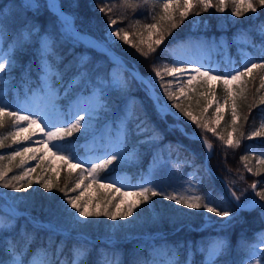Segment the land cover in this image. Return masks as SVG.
Segmentation results:
<instances>
[{
	"label": "trees",
	"instance_id": "1",
	"mask_svg": "<svg viewBox=\"0 0 264 264\" xmlns=\"http://www.w3.org/2000/svg\"><path fill=\"white\" fill-rule=\"evenodd\" d=\"M163 0H60V5L63 11L68 14H74L76 27L83 32L89 33L99 40H104L105 28L109 26V18L115 19L117 21L114 26L117 29H123L124 32L128 33L129 40L133 44H139L140 40H147L148 33L144 30V25L149 23H154L152 15H156V20H159V16L162 14V2ZM21 0H0V19L4 16V13L7 12L10 16V11L13 9L15 3H19ZM40 5H43L35 14L34 19L36 23L40 26V32L34 34L33 40L25 44L23 47H18L15 51V61L14 66L11 70L10 75L2 82V87L7 93L10 104L13 105V108L10 110H15V105L17 102L13 98V92L15 90H20L23 85L29 83L32 86L38 85L40 74L37 71V48L39 47V38L40 33L45 32L47 29L48 32H53V37L55 40V52L58 56L64 57V62L72 60L73 57H78L81 55H87L89 60L90 69H98L100 78H103L107 75L108 70L112 67L108 58L85 46L80 42H75L67 34L63 32L60 28V25L57 23V17L49 10L47 7L46 0H37ZM218 0H213V3H217ZM228 7L225 12L220 13L215 10V8L209 9L204 14V19L207 20L211 26L210 33L215 35L227 34L228 39L233 35L245 31L251 35V38L254 42L253 56L256 58V63H264V37L260 35L262 26H264V6L257 5V12L253 13L251 11L246 12L241 17H235L231 15L232 4L231 0H226ZM130 5V6H129ZM100 7H105L106 9H111L110 12H101ZM171 11V9H170ZM195 11V10H194ZM29 16H33V13L30 11ZM194 12H189L188 16L183 20H180L179 14H176V23L177 27L172 29L169 28L168 21H162L157 25V32L168 29L164 33V40L161 45L154 47L156 51L151 53L146 59L140 52L137 51L135 47H132L130 44L124 43L122 40L117 39L114 48L115 51L123 58V60L128 64L137 68L144 76H153L154 72L152 71V65L156 64L157 67H160L163 71L164 66H169L171 64V56L169 55V48L174 44L175 41L185 38L192 27ZM10 23V20H9ZM143 33V35H141ZM156 35L152 36V39L155 40ZM16 37L14 34L6 33L2 37L1 50L7 51L10 45L14 44ZM144 51H147V45H141ZM55 59V57H53ZM30 68L31 71H27ZM264 75V70L259 68L253 70L252 76H245L243 79L249 81L248 87L245 90L244 96L236 99V110H237V127L240 131L245 133V137L252 131L259 128V125L262 120H264V104L260 102V98L264 97V89H260V78ZM253 76L255 79H253ZM68 77H65L67 80ZM164 80L167 82L169 76L165 75ZM135 81L131 82V89L128 92L131 96L135 97V113L130 125L134 124L140 118L153 119L157 122V126L163 135L162 143L160 147L162 151L166 152L167 143H170L169 148L173 151V154L182 148L184 151H187L188 147L193 148L199 153V162L203 167L204 161V150L200 141L189 139L185 137L181 132L172 133L168 131L165 127L164 122L158 117L157 112L154 109L153 104L148 99V97L143 93ZM153 84L155 85L157 91L163 89L159 85V79L154 78ZM129 85V87H130ZM83 87V88H82ZM233 94L237 91V83L234 82L231 86ZM83 89L86 91V88H93L91 85L81 86L74 90L76 95L77 90ZM259 89V91H257ZM201 90H208L214 95L215 99L222 100L225 96L224 86L220 81L216 84L214 88H208L207 84H203L201 80L193 85L191 90L187 94L180 96L178 102L181 104V107L186 111L190 110L191 112H197L199 109H202L204 105L203 97L201 96ZM127 96L117 93L110 98L115 101L118 97L121 100H124ZM74 97V96H73ZM109 97V96H105ZM64 102H68V99H63ZM168 100V99H167ZM174 106V102L168 100ZM231 103L232 97H229V105L226 110L223 112V119L214 125L213 127L216 131L225 137L232 132L231 126ZM123 104V103H122ZM121 104L111 103V105L105 109V115L102 116V120L113 116V118H119L122 114ZM179 110V109H178ZM140 117V118H139ZM168 119L171 118L170 115L167 116ZM245 117L247 119L245 120ZM4 124L0 125V140H2L3 147H0V155H3L5 159L0 161V166L5 170L12 169L8 172V176L12 175H22L24 172V165H21L19 156H16L15 159L9 161L8 156L13 150H18L20 144L13 138L10 134L15 132L13 127L12 118L3 117ZM174 120V119H170ZM101 123V121H100ZM99 123V124H100ZM129 125V124H128ZM194 131L208 139L212 146L213 151L211 156L208 158V165L212 169V172L219 175L221 178L233 187L237 196L241 198V202L246 198L242 194V191L238 189L234 181L242 185L243 189L251 191L250 185L259 181L257 190L264 189V175L255 176L251 173H248L243 164L240 161L242 155H249L250 166L256 167L255 157L257 153L249 152L246 148V144L253 142L248 138L242 139L241 145L238 148H226L223 145V142L218 139L213 133H202L198 129L191 126ZM74 133L71 138L72 144L70 145L71 151L79 153V144L83 141L84 136H78ZM133 142L137 141L142 137V134H136V130L133 129ZM234 138L236 133L232 134ZM87 136H85L86 138ZM68 141H65L67 145ZM139 144L140 153L146 158H150L152 155V144H149L146 141H139L136 145ZM182 146H178V145ZM258 147L264 150V143L259 144ZM149 155V156H148ZM116 166H109V169L106 172L101 174L111 173L116 170ZM40 169H38L39 171ZM264 170V169H262ZM202 176L201 187L203 191L211 190L216 194H220V191L223 192V197L221 201H225L228 205L233 207L235 210V204L224 189L223 183L214 175L207 174L203 168L198 170ZM36 175V173L34 174ZM25 177V180L30 179L32 187L28 190L13 193L11 189H0V191L8 193L13 204L22 211L28 212L31 215H34L36 218L45 221H51L52 223L63 227L69 228L73 226L78 231H81L85 234H88L92 237H103L107 238L109 236H114L117 240L125 239L127 236L144 234L146 232H158L163 231L168 234V240L174 243L180 241H196L199 240L201 243H207L211 235H219L224 237L228 244L230 245V250L228 254L222 259L226 261L227 264H240L243 257L248 254L250 244L255 241V231L264 227V216L261 215V210L259 208L253 209L251 211L241 212L240 216L235 220L234 224L227 225L226 223H221L223 218L216 216L213 213H210L211 220L215 219V224L207 227L201 232L193 231L189 228L188 225L193 227H199L203 221V213L201 211L195 212L194 210H189L186 207L176 205L173 201L166 200L161 196L157 195L151 197L149 202H141L139 206L135 209L132 217H129L128 220L123 222L125 224L123 227H117L111 230L113 221L100 216L99 218H90L91 223L87 226L77 225L74 223L73 219L69 212H73L70 208H65L66 201L62 200L63 193L53 189L51 193L45 191L39 184L35 181V176ZM239 176V177H238ZM78 175L75 172L70 171H60L57 176L55 173L51 174V184H58L60 188H65L70 190L72 187H75L77 182ZM45 182V180H41ZM96 197L95 202L97 206L93 207L91 210H103L108 201H111L110 204H107L109 210L115 212V206L117 199L112 196L111 192H104L103 190L98 189L96 185ZM78 191V190H77ZM76 192L69 191V195L75 196ZM252 194L248 198H252ZM12 197H18L19 199H13ZM1 202L3 199L0 198ZM2 214L0 210V215ZM74 223V224H73ZM182 226L178 231L173 232L177 227ZM28 232L34 234L35 229L27 227ZM7 231L0 230V260L4 261V264H9L11 259L10 254L7 251L9 241H7ZM112 231V232H111ZM171 232H173L171 234ZM12 238L10 241L15 240L17 244V251L23 250V253L32 252L35 248H43L46 245V240H43L42 236L34 234V239L31 243L28 242L27 237L20 234V231L15 232L12 230ZM42 238V240L40 239ZM68 245L62 250V252L56 256L50 258L49 264H54L55 261L66 260L68 264H72V240H67ZM117 244V245H116ZM116 250H120L124 253V259L122 258L123 264H140L142 263L141 256L145 255L146 250H141L139 248L136 240L133 239L127 244L115 243ZM48 247V245H47ZM126 247V249H125ZM105 244L98 242L93 245V248H87L88 254L82 259L85 261V264H96L98 256L101 249H104ZM115 250V249H114ZM116 251L115 253L119 254ZM121 258V256L119 255ZM201 262V254L196 255V263Z\"/></svg>",
	"mask_w": 264,
	"mask_h": 264
},
{
	"label": "snow or ice",
	"instance_id": "2",
	"mask_svg": "<svg viewBox=\"0 0 264 264\" xmlns=\"http://www.w3.org/2000/svg\"><path fill=\"white\" fill-rule=\"evenodd\" d=\"M232 12L231 15L235 17H241L246 12L251 11L253 13L257 12V5L264 6V0H231ZM130 6V5H129ZM43 7L40 5L37 0H21L19 3H15L13 9L10 11V16H5L0 19V37H3L6 33L14 34L16 39L13 45L9 46L7 51L0 52V81H4L8 75H10L11 70L14 66L15 61V51L18 47H23L25 44L30 43L34 34L40 32V26L36 23L34 19L35 14L38 13L39 9ZM47 7L57 16V23L60 25V28L64 33H70L74 39L78 41H83L85 37H88V43L93 48L103 47V55L108 56L109 61L113 67L127 71L131 77L144 86L146 93L150 97H154L155 106L157 108V115L160 119H166L168 115L171 114V109L166 102L161 103V99L155 93V85L153 84V79H159V85L163 89L164 94L167 96V99L174 102V106L179 109L185 117L190 121H193L203 130L213 133L218 137L220 141L223 142V145L226 148H238L241 145L242 139L252 137H264V123L261 124L260 128L252 131L245 137V133L240 131L237 127V110H236V99L243 97L245 90L248 87L249 81L244 80L245 76H252L254 69L264 70V63H255L253 56L248 53H243L244 63L242 64V69L233 68L230 71L222 72L217 69H213L211 66H208L207 70H204V66H196L188 64L187 67H167L164 66L163 71L160 67H157L156 64L152 65V71L154 72L153 76H144L139 73L134 67L128 68L123 59L114 52V49L110 46L111 41L108 37L115 36L117 39L122 40L126 44H130L132 47H135L138 52H140L146 59L151 53L156 51L154 45L159 46L164 40V33L168 29H163L157 32V25L162 21L169 22V28H176V14H179L180 20L186 18L189 12L194 11L199 7L202 11L207 12L211 8H215L217 12H225L228 4L226 0H218L217 3H213V0H165L162 4V14L159 16V20H156V15H152V19L156 22L145 24L144 30L148 33V39H141L139 44H133L128 38V33L124 32L123 29H117L114 26L117 21L115 19L109 18L108 24L110 25L106 33V37L103 41L96 40L95 38L89 37L87 33H81L75 24V15L65 13L60 5L58 0H47ZM171 9V11H170ZM180 9H183L182 11ZM33 13V16H29V12ZM101 12H110L111 9H106L105 7H100ZM195 15H199L198 11L194 12ZM10 20V23H9ZM195 23V22H194ZM53 32H48L45 29V34L39 38V47L37 48V71L40 74V92L45 93L46 97L49 99V102L52 106L56 107V101L58 98L68 99L69 100V111L68 118L58 121L56 124L45 123L44 119L41 117L39 112H33L30 109L28 110L27 115H22L21 113L25 111L24 107L20 104L15 105V110H10L13 108V105L6 103L2 94H0V125L4 124L3 117L12 118L13 127L16 132L27 131V128H24L21 122H26L30 128L32 125L39 126L40 123H44V127L40 128V132L43 133L40 143H44L49 146V150H54L53 155L59 154L61 159L66 163L75 161V163H70V167L79 168L81 176L78 177L75 187H72L70 190L65 188H60L58 184H50L48 182H41L37 180L36 183L39 184L45 191L51 193L53 189H56L63 193L62 200L66 201L65 208L74 209V212H69L68 215L71 216L74 223L77 225L87 226L92 221L90 218H99L104 216L107 219L112 221L119 220H128L129 217H132L135 209L139 206L141 202H149L151 197L157 195L161 196L166 200L173 201L176 205L186 207L189 210H194L199 212L200 209H203L206 213H213L218 217L224 218L227 217L228 220L221 223H226L227 225L234 224L235 220L240 216L241 212L251 211L253 209L259 208L261 210V215L264 216V189L257 191L258 184L253 182L250 187L255 193L256 198H246L244 202H241V198L236 196L235 192H232L231 195L236 201V212H232L229 209H221L216 207L211 197L201 196L199 194H183L173 190V192H165L162 188L152 184L149 181H143L140 185L136 186L137 191L135 195L138 197L135 203L128 204L126 209L121 212L120 208L116 206V211L113 212L109 210L107 204H110L111 201H108L103 210H89V208L84 203H78L80 200L79 195H69V191L76 192L80 189V183L78 182L80 178L83 177V174L86 172L90 176L91 181L96 182L98 180H108L110 181L107 184L102 186L107 188H113L118 180L111 178L110 175L101 176L102 172H106L109 169V166L113 164L114 161L123 159V152L121 148H114L110 153H106L104 156L99 157L97 160L87 161L85 159L79 158L73 151H71L70 145L72 141L69 139L73 136L74 133H81L82 129L84 133H87L90 129L91 122L94 118V115L98 114V111L103 110L111 105V103L121 104L123 103L124 107L122 109V120L121 123L125 125L123 133L126 136L128 133L127 123L129 120L136 115L134 103L125 98L121 100L119 97L115 101L110 100L109 97L103 95L104 88L100 87L102 81H106L113 89L118 90L122 95L127 96L129 92V84L126 79L122 78V73L113 74L111 70L108 71L107 75L103 78L99 76L98 69L89 68V60L84 57H73L72 60L67 63L64 62V57L58 56L55 52V40L53 38ZM143 35V33H141ZM156 35L155 40L152 39V36ZM260 35L264 37V26ZM234 42H239V37L234 40ZM226 43V42H225ZM147 45V51L141 47V45ZM264 54V53H262ZM55 57V59H53ZM176 63V62H173ZM191 69L192 73L196 75L189 74L187 84L197 79V76L201 78L203 84H207L209 80H218L224 86L225 96L223 97L224 103H229V97H232L231 103V126L232 132L228 134L227 137L220 135L214 127H209L208 124H201L191 112L186 111L181 107V104L178 102V97L171 90L172 81H177V89L183 94L184 93V83L182 78L188 72V69ZM27 71H31L30 68ZM215 72V75L212 73ZM172 77V81L166 82L164 76ZM68 77L65 80V77ZM253 79L255 77L253 76ZM237 83V91L233 94L231 85ZM91 85L99 88V94H96L95 107L91 109L86 106L87 101L80 100L79 97L73 99L75 95L74 90L80 88L81 86ZM260 89H264V76L260 78ZM32 91L31 89H29ZM86 91L92 93L91 88H86ZM0 89V93H2ZM259 91V89L257 90ZM35 95L36 93L33 92ZM95 94V93H92ZM260 102L264 104V97L260 98ZM219 101H217V113H219ZM223 119L222 115H218V120ZM247 117H245V120ZM136 130L140 134L146 133V124L143 119H139L136 124ZM16 132L10 133L13 138L15 137ZM233 133H236L235 139L233 138ZM83 134V133H82ZM162 138V134L158 131H154L151 134H147L146 142H156L158 139ZM199 138V137H197ZM25 139L31 140L32 134ZM68 141L67 145L64 143ZM36 142V141H32ZM202 144L207 149L209 155L212 152V144L207 140L203 139ZM123 144V139L120 141ZM0 147H3L2 140H0ZM23 153H28L30 150L25 147L23 148ZM20 150H13L8 156V160L11 161L15 159L16 156L21 155ZM33 160L38 159L36 152L33 151L30 157ZM5 157L0 155V161H3ZM249 155L245 154L240 157V161L243 164L244 169L255 176L264 175V153H261L255 157L256 167L250 166ZM25 161H21L23 165ZM87 165V167H85ZM35 169H30L24 171L22 175H12L8 176V172L12 169L5 170L0 166V189H11L13 193L27 191L28 188L32 187V181L30 179L25 180V177L29 176L30 171ZM148 184L150 186H145ZM126 187V185L121 184L119 188H116V191H120L121 188ZM8 193H0V198L8 197ZM13 199H19L18 197H12ZM16 210L13 209L12 214L7 217L0 216V230H13L16 227V221L19 219L16 216ZM26 223L20 227V234L27 237L29 243L34 239V235L28 232L27 225L31 224L34 229H42L43 225L32 218V220H27L24 218ZM50 227L46 229L49 233L54 231L51 227L52 222H48ZM83 235V234H82ZM264 235V234H258ZM51 239V236H49ZM85 244H88L89 241L85 240ZM181 246L177 245L176 248L172 251V260L170 264H194V261L191 259L194 252H200L203 254L204 259L201 264H227L226 261H222V258L225 257L229 250L230 245L224 237H217L215 240L208 243H201L199 245L189 246L185 243L184 247L187 251L183 261L179 259V248ZM57 252H62L60 245H56ZM7 251L11 256L9 264H20L19 255L17 253V244L15 240L9 241ZM75 259L72 261V264H85V261L82 259L88 254V249L86 247H76L74 249ZM0 264H4L3 260H0ZM54 264H68L66 260L64 261H55ZM96 264H123V261L117 256L114 252L112 257H108L106 253H100ZM135 264V262H133Z\"/></svg>",
	"mask_w": 264,
	"mask_h": 264
},
{
	"label": "rangeland",
	"instance_id": "3",
	"mask_svg": "<svg viewBox=\"0 0 264 264\" xmlns=\"http://www.w3.org/2000/svg\"><path fill=\"white\" fill-rule=\"evenodd\" d=\"M165 2V0H164ZM181 11L183 9H180ZM198 11L199 15H193V25L192 30L193 34L190 35L188 38L184 40H180L173 44L170 48V56L173 60V63L170 65V67L176 66V67H187L188 64L200 66H204V70H207L208 66H211L213 69H217L222 72H227L232 70L233 68H240L242 69V64L244 63V57L243 53H248L251 56L252 50L250 49L251 46H253V41L248 35L247 32H242L234 37L232 41L226 40V37H215L211 36L208 37L209 34L207 32H210L211 27L209 26V23L204 19L205 11H202L199 7L195 9L196 12ZM204 13V14H203ZM4 16H8V13L5 12ZM195 22V23H194ZM108 28H106L105 31V37L106 33L108 31ZM45 32H42L40 37L44 35ZM239 37V42H234L236 38ZM1 38L0 37V49H1ZM54 38V37H53ZM108 39L112 42L110 46H113L117 40L115 36L108 37ZM226 42V43H225ZM3 52V51H2ZM86 58L85 56H82ZM254 58V57H253ZM239 60V62H238ZM112 73L115 75L117 73H122V78L126 79V71H123L121 69L112 67L110 69ZM189 74L196 75L195 73L191 72V69H188V72L184 75L182 78V82L184 83V93L181 94L176 85L177 81H172L169 79V81H172L171 84V90L176 93V97H180L186 92L190 90L191 87H193V84L201 80L199 76H197V79L193 80L191 84H187V80L189 78ZM215 75V72L212 73ZM3 81H0V89H2V94L4 97V100L6 103H9V97L5 93L4 89L2 88ZM168 82V81H167ZM218 80H209L207 83V86L209 88H214L217 84ZM137 87H140L138 83L136 84ZM41 85H40V78H39V84L32 86L29 83L27 85H23V87L20 90H15L13 92L14 99L18 100L20 102V105H22L25 109L21 114L27 115L28 110L30 109L33 112H39L41 117L44 119L45 123L50 124H56L58 121L64 120L68 118V111H69V102L65 103L62 98H58L56 101V107L54 108L52 104L49 102V99L46 97L45 93L40 92ZM100 87L104 88L103 95L106 96L109 94L110 97L114 95V93H118V90L113 89L110 85L107 84L106 81H102ZM31 89L32 91H30ZM142 90V88H140ZM145 91V89H144ZM161 93L158 94V96L161 99V103L166 102L170 109L172 110L171 116L178 121V123L171 122L167 118V122L170 123V125H167V128L171 130V132H177L179 130L178 124L183 125V127L188 125V129H193L191 126L193 125L194 128L198 129L201 132L204 133H211L207 132L206 130L201 129L197 126L196 123L193 121H190L187 117L183 115V113L178 110L175 106H173L171 103L168 102L167 96L162 93V90H160ZM33 92L36 94L34 95ZM95 93V94H92ZM92 93L88 91H82L79 92V94H76L73 99L76 97H79L80 100L87 101L86 106H88L90 109L92 107H95V101H96V94H99V88L94 87L92 90ZM146 93V91H145ZM147 94V93H146ZM201 96L204 100V105L202 109H199L197 112L190 111L192 115L200 121L201 124H208L209 127H213L216 125L220 119L218 120V115H223V112L225 111L226 107L229 104H225L224 100H216L213 98L211 93L208 90H201ZM114 99L110 98L112 101ZM132 102H134V98L130 99ZM217 101H219V113H217ZM120 107L123 109L124 105L121 103ZM108 108V107H107ZM106 108V109H107ZM103 110L98 111V114L94 115V118L91 122V126L89 129L90 136L89 138L83 143V150L84 155L79 157L81 159H85L87 161H93L97 160L99 157L104 156L106 153H110L114 148H121L123 152V164L126 165H132L135 162L137 163L139 157L137 158V153L135 149L130 148L127 149L125 147L124 142V133L123 129L125 125L121 123L122 118L120 120H113L110 119L109 121L105 122L101 128H96V122L101 118L103 115ZM264 123V120L261 122V124ZM22 126L24 128H27V131H19L15 134V139L18 141V143L21 144V149L27 147L30 151L28 153H23L20 156L21 159L26 160V164L24 166V171H28L30 169H35L34 171L29 172V176L34 175L36 169H40L36 172L35 178L36 180H45V182L50 183L51 182V174L62 171H68L70 168L71 170H75L78 168H72L70 167V163H75V161L68 162L66 167L65 165H62V159L59 154L53 155L54 150H49V146L45 145L44 143H40V139L43 136V133L40 132V128L44 127V123H40L39 126L32 125L30 128L26 124V122H21ZM146 124V136L145 139H147V134H151L154 131H158V126L156 122L154 121H147ZM260 124V126H261ZM259 126V128H260ZM160 133V132H159ZM189 133V132H188ZM30 134H32V139L27 140L26 137H29ZM190 134V133H189ZM123 139V144L120 143V141ZM161 139V138H160ZM250 140H254V144L264 142V137H252ZM36 141V142H32ZM252 144L247 145L248 151H255L254 149L256 146ZM35 151L38 159L33 160L31 159L32 152ZM181 153H184V155L187 158H192L195 161H192L193 168L190 169H184L182 166V162H184V159H180L178 161L172 160L170 157L166 158L163 156V153L161 152H155V156L153 157L151 161V165L148 167V172L144 176V178L141 179H135L131 180V176L129 173L124 172L120 173L118 175L110 176L111 178H115L118 180V183L113 188H107L102 185L109 183L108 180H98L100 184V188L103 191H113L114 194H118V201L116 202V206H118L123 212L128 204L135 203L138 199V197L135 195V192L138 190L136 186L140 185L143 181H151L152 184L158 186L159 188H162L165 192L171 193L173 190H176L177 192H181L183 194H199L201 196L205 197H211V200L213 204L221 209H229L233 212V207L225 203V201H221L219 197H223V193L220 191V194H215L214 192H200L198 190L200 180L198 179V168L200 167V164L197 160V157L199 156L198 151H195L193 148L187 149V152L184 151L182 148L179 149V152L177 155H180ZM264 153L260 151L258 153L261 154ZM168 156V155H166ZM195 163V164H194ZM87 167V165H85ZM83 176H87L89 178L88 181L81 180L80 182V189H78V193L76 195L80 196V200L77 201L78 203H84L89 210H91L93 207L97 206V202H95L96 197V188L93 184V181H91L90 176L85 172ZM239 177V176H238ZM257 184H259V181H255ZM51 184V183H50ZM121 184L126 185V187L121 188L120 191H116V188H119ZM235 186L242 191V194L245 198H248L250 194L255 195V193L252 191H247L243 189L242 185L238 184L236 181H234ZM145 186H150L148 184H145ZM98 188V189H100ZM258 191V190H257ZM258 198V197H254ZM8 205H3L2 209L5 212L6 215L12 214L13 206H11L10 200L7 201ZM115 206V211H116ZM73 212L75 211L72 209ZM200 211L203 213V218L205 225L209 224V218L210 213H206L203 209H200ZM16 214V213H15ZM5 217V216H4ZM225 220H228L226 217ZM125 220H117L113 221L111 230L117 227H123L125 224H123ZM25 222L18 223L16 221V227L17 229H20L22 225H24ZM50 227V226H49ZM58 235L62 236H70V234L67 231L62 230V232H58L55 230ZM164 234H166L163 231H160L159 234H157V239H161L159 241H153L148 245V249L150 252V257L148 258L149 264H170V261L172 260V251L176 248L177 245H180L181 247L179 249L185 250V253H182L179 251V259L183 261L186 249L182 247L185 243H187L189 246L197 245L192 244L191 242H185V243H178L174 244L170 241H163V238H165ZM258 234H264V228L260 229L256 233V241L251 244L250 247V253L249 256L244 259L243 264H264L263 254H264V235H258ZM78 237V235H76ZM152 237V236H151ZM218 237V235H215L210 240L213 241ZM220 237V236H219ZM141 242H148L149 240L146 239H140ZM51 245V251L50 254H53L54 251L57 252L56 245H60L61 247V239H53ZM62 248V247H61ZM76 248V247H75ZM74 248V249H75ZM49 251V249H47ZM47 250H35L32 254L29 255V257H20V264H45L46 259L45 256H50L49 253H47ZM104 249L100 251V253H103ZM75 253V252H74ZM194 255L193 253L191 259L194 261ZM224 258V257H223ZM222 258V259H223ZM75 259V258H74Z\"/></svg>",
	"mask_w": 264,
	"mask_h": 264
},
{
	"label": "water",
	"instance_id": "4",
	"mask_svg": "<svg viewBox=\"0 0 264 264\" xmlns=\"http://www.w3.org/2000/svg\"><path fill=\"white\" fill-rule=\"evenodd\" d=\"M58 4L60 5V2H59V0H58ZM89 36V35H88ZM154 100V102H155V99H153Z\"/></svg>",
	"mask_w": 264,
	"mask_h": 264
}]
</instances>
